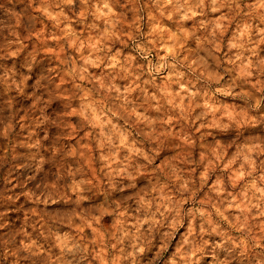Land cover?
Returning a JSON list of instances; mask_svg holds the SVG:
<instances>
[{
    "label": "clouds",
    "instance_id": "1",
    "mask_svg": "<svg viewBox=\"0 0 264 264\" xmlns=\"http://www.w3.org/2000/svg\"><path fill=\"white\" fill-rule=\"evenodd\" d=\"M0 264H264V0H0Z\"/></svg>",
    "mask_w": 264,
    "mask_h": 264
}]
</instances>
